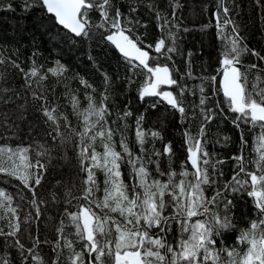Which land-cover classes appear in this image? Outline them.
Listing matches in <instances>:
<instances>
[{"label": "snow or ice", "instance_id": "snow-or-ice-1", "mask_svg": "<svg viewBox=\"0 0 264 264\" xmlns=\"http://www.w3.org/2000/svg\"><path fill=\"white\" fill-rule=\"evenodd\" d=\"M253 2L264 21V0ZM169 4L171 18L157 7L155 0H127L126 6L124 0H22L21 10L26 14L42 12L41 19L51 18L53 26L66 30L73 43L76 38L90 41L98 37L118 50L130 73L127 84L136 83L137 76L144 77L137 89L139 101L148 103L151 109L166 104L179 114L184 141L181 147L186 153L179 172L172 167L175 157L172 143L164 144L162 151L156 148L155 141H163V135L160 130L145 129L144 113L135 117L136 150L130 147L126 132L132 127L127 123L133 116L131 101L122 112L116 113L115 119L109 120L113 113L108 103L112 86L108 73H102L99 103L94 97L96 89L79 78L87 101L83 108L78 90L65 83L64 95L79 121L73 126L59 111L60 105L53 106L49 101L48 95L54 94V89L46 85L49 74L56 77V83H63L67 66L57 59L53 67L45 70L37 61L40 53L34 50L25 69L21 66L20 48L0 41V102L11 99L9 93L13 89L7 86V66H10L23 75L21 87L39 102V110L52 123L53 132L64 135L59 131L63 119V126L78 137L76 147L81 171L86 176L82 195L73 199L83 203L77 211L65 209L64 215L75 228L71 234L75 239H69L62 220L51 249L54 254L51 264H85V257L87 264H264V55L249 48L240 35V25L232 15L238 7L236 0H216L212 17L219 41L218 67L214 74L206 67L194 74L193 53L185 54L180 48V33L189 31L181 27L176 16L183 5L180 0H169ZM142 6L155 12L162 32L154 43H146L144 34L137 32L147 27L138 18ZM0 8L14 11L11 0L7 3L0 0ZM94 12L99 14V20L93 19ZM209 26L205 25L203 30ZM177 55L185 57L184 72L176 67ZM248 55L256 62L245 64L243 58ZM88 59L95 64L91 55ZM187 80L199 83L189 85ZM221 93L223 101L216 100ZM219 118L229 120L240 133L238 152L228 159L217 158L207 151L209 126ZM247 133L254 138L251 147ZM117 135L119 150L114 139ZM230 141V136L215 138L217 144ZM150 143L151 147H146ZM162 157L168 160L166 169L161 168ZM229 160L233 162L232 175L225 179L223 166ZM122 165L129 168L128 182L123 179ZM150 166H154L155 175ZM45 170L40 160L35 163L29 160L28 148L0 146V174L18 179L32 192L33 205H36L35 187L41 184ZM96 170L105 177L102 189ZM101 190L103 196L98 199L96 193ZM245 195L252 198L254 211L246 217L247 226L238 228L234 209L236 200ZM20 198L24 199L22 195ZM12 202L13 196L0 189V209L11 214L0 215V221L6 220L9 229L0 227V237L5 238V244L8 237L13 238L9 247L17 252L20 264H44L37 249L49 241L36 237L31 247L20 242L17 237L20 225ZM40 215L37 206L35 216L39 219ZM173 224L178 235L169 241ZM231 231L237 235L235 242L228 244L226 234ZM77 242L81 244L80 250L74 247ZM0 264H15L11 252H0Z\"/></svg>", "mask_w": 264, "mask_h": 264}, {"label": "trees", "instance_id": "trees-1", "mask_svg": "<svg viewBox=\"0 0 264 264\" xmlns=\"http://www.w3.org/2000/svg\"><path fill=\"white\" fill-rule=\"evenodd\" d=\"M4 2L7 3L8 0H4ZM11 2L13 3L14 11L0 8V41L8 42L9 47L15 44L16 47L20 48V59L23 61L21 66L25 69L28 68L30 63L28 57L34 50L40 53L37 61L44 65L45 70L48 67H53L57 59L67 66L68 71L65 73L66 79L63 83H56V77H52L50 74L49 80L46 82V85L50 86V89H54V94L48 95V99L53 102V106L58 103L60 105L59 111L68 117L73 126H77L79 121L73 114L69 98L64 95L65 83L72 89L78 90L77 94L83 108L87 106V101L84 99L85 89L80 84L79 78L82 77L96 89L94 97L96 102L99 103L100 93L103 91L104 77L102 73H108L112 77V86L109 89L111 95L108 103L113 113L109 117V120L115 119L116 113L122 112L125 104L131 101L130 107L133 116L128 119L127 123L132 127L126 132L130 147L136 150L134 142L135 117L140 113H144L145 129L160 130L163 135V141H155L156 148L162 151L164 144L169 141L172 143L175 151L172 167L179 172L181 163L185 160L186 156L184 148L181 147L184 141L181 135L182 125L179 123V114L169 110L166 104H160L155 109H151L148 107V103H141L139 101L137 89L144 77L137 76L135 78L136 83L128 85L126 78L130 73L127 71V65L108 43H104L98 37H94L90 41L76 38V42L73 43L70 34L59 27L53 26L51 18L42 20L41 17L44 15L42 12L32 11L30 14H26L21 10L22 0H11ZM215 2L216 0H180L183 7L179 8L176 12L181 27L189 29L187 32L182 31L180 33L182 37L180 48L185 54L189 51L193 53L191 60L194 74L201 72L205 67L209 72L214 74L215 69L218 67L219 41L216 35L215 20L212 17ZM236 3L238 7L235 8L232 15L240 25V35L245 38V42L249 48L256 49L264 55V21L260 19L261 10L257 8L253 0H236ZM126 4L127 0H124V5L126 6ZM155 4L164 14L171 18L172 8L169 0H155ZM91 15L94 20H99L98 13L94 12ZM138 18L147 25L146 28H139L137 30L138 34H144L146 43H154L162 35V32L158 28L155 12H150L147 7L142 6L140 7ZM205 25H210L207 30H203ZM89 55L94 58L95 64L88 59ZM243 59L245 64L256 62L255 58L251 55ZM174 60L180 72H184L186 69L185 57L177 55L174 56ZM177 78L179 77L177 76ZM186 82L189 85L199 83L198 80H187ZM23 84V75L18 70L7 66V86L13 89L9 93L11 99L7 103L15 106L22 105L19 108L21 118L19 119L18 117L17 123H11L14 126L15 135H19L20 132L24 134L21 137L24 141H20L22 143H19V147L30 148L31 145H35L34 153H32V150L29 153L30 155L40 154V156H36L35 158L33 155L30 161L35 163L36 160H40L46 166L41 184L35 187L36 205L30 202L34 198L32 192L24 188L18 179L5 174H0V178L12 180L19 184V186L14 185L15 188L10 190L14 193L6 190L13 198H17V200L13 201H23V208L16 202H12L11 204V207L16 208L19 225L21 223L19 220L21 219V215L25 214L23 213L24 210L30 219L26 227L23 228L20 225L17 237L26 247H31L36 237L41 241H49L48 244H41L37 251L43 257L44 264H51V260L54 259L51 249L57 239V229L60 228L62 220L65 224L64 231L66 234H69V239H75L71 235L75 232V228L70 224L68 217L64 213L66 208L69 212L77 211L79 204L83 203L82 200L73 199V197H80L82 195L84 188L83 180L86 174L81 171L80 157L76 147L78 137L63 126V119L60 120L61 127L59 131L64 135H56L53 132L52 123L47 121L46 117L39 110V102L33 100L30 92L21 87ZM88 91H91V89H88ZM189 99L195 98L189 97ZM215 99L223 101L222 94L216 96ZM4 107L11 109L4 102H0V109H4ZM14 131L11 132L13 137ZM218 136H230L231 141L228 144H217L215 143V138ZM239 136V131L233 127L229 120L223 118L214 120L208 130L210 142L207 145V151L215 154L217 158L228 159L238 152ZM41 138L49 143V147L46 149L40 146L41 144L43 145ZM114 139L117 141V150H119V135L115 136ZM246 139L249 141V146L251 147L254 139L252 133H247ZM14 145L16 144H0V146L16 148ZM146 147H151V143L146 145ZM97 150L103 151L102 148H98ZM42 152H45L44 155H49L50 153L49 156H51L52 154L54 158L50 160L51 165L48 164V159H43ZM232 164L233 162L229 160L223 166L225 179H230L232 175ZM167 167L168 160L162 157L161 168L166 169ZM150 168L155 175L154 166H150ZM189 170L191 169L189 168ZM30 171H38V169H30ZM121 171L124 174L123 179L125 182H128L129 168L122 165ZM96 178L102 189L105 179L103 172L96 170ZM0 185L3 189L4 186L1 183ZM24 192L30 194L28 199L24 197ZM69 192L71 196L67 195ZM21 195L24 199H18ZM102 196V190L96 193L98 199L102 198ZM69 200H71V203H68ZM37 206L40 208L41 219L36 223L35 210ZM93 208L98 213L100 212L94 205ZM253 211V202L246 195L243 199L236 200L234 213L239 220L238 228L247 226L246 217H250ZM0 215L9 216L11 214L6 210L0 209ZM24 217L26 218V215ZM0 227H3L5 231L9 230L6 220L0 221ZM172 227L173 231L168 237L169 241H173V238L178 235L176 225L173 224ZM23 233L24 235L21 238L20 234ZM236 235V231L227 233L226 243H234ZM7 240L8 244H5V238L0 237V252H11L15 264H20L17 252L9 247L13 243V238L8 237ZM74 247L76 250H80L81 244L77 242L74 244ZM64 254L65 256L67 255V249H64ZM87 260L88 257H85V264H87ZM105 260H107V257H105Z\"/></svg>", "mask_w": 264, "mask_h": 264}, {"label": "rangeland", "instance_id": "rangeland-1", "mask_svg": "<svg viewBox=\"0 0 264 264\" xmlns=\"http://www.w3.org/2000/svg\"><path fill=\"white\" fill-rule=\"evenodd\" d=\"M44 30H45V27H44ZM5 105L10 107L11 109H8L7 107H4V109L3 108L0 109V142H1L0 144L7 143V144L12 145V143H13V144H16V145H14V147H17V146H19V143H22L20 141H24L23 139H21L22 135H24V134H22L23 132H20L19 135H15L16 132L13 130L14 126H12L11 123L12 122H16L17 123L18 117H19V119L21 118L20 115H19V112H20L19 108H21L22 105L15 106V105L8 104V103H5ZM13 131H14V137H13V134L11 133ZM12 138H13V141H12ZM41 140H43V145L42 144L40 145L42 148L46 149L47 147H49V143L45 139L41 138ZM33 143H35V141H33ZM34 146L35 145H31L30 148H28L29 160L32 159L33 155L35 156V158H36V156H38V157L40 156V154L39 155H37V154L30 155V153H29L30 150H32V153H34L33 152ZM44 153L42 152L43 159L44 160L48 159L47 160L49 162L48 164L51 165V161L50 160H53L54 157L52 156V154H51V156H49L50 153H49V155H47V154L44 155ZM43 159H42V161H44ZM0 183L4 186L3 189L7 190L8 192L15 188L14 185L19 186V184H17L16 182H13L12 180L4 179V178H0ZM0 189H2V187H0ZM10 192H12V191H10ZM12 193H14V192H12ZM23 195L27 199L30 197V194L28 192H24ZM18 199H21V198H18ZM13 200H17V198H13ZM13 202L18 203L19 206L21 208H23V205H22L23 201H19V202L18 201H13ZM27 212H29V211H27ZM23 213H25V214L21 215V219H19V220L21 222L20 225L24 228V227H26L28 225L30 219H29L28 214L25 212V210H24ZM25 215H26V218L24 217ZM35 218H36V216H35ZM40 219H41V216L39 217V219L36 218V223L39 222ZM23 235H24V233L20 234L21 238L23 237Z\"/></svg>", "mask_w": 264, "mask_h": 264}, {"label": "water", "instance_id": "water-1", "mask_svg": "<svg viewBox=\"0 0 264 264\" xmlns=\"http://www.w3.org/2000/svg\"><path fill=\"white\" fill-rule=\"evenodd\" d=\"M60 29H62V30H64L62 27H59ZM65 32H67L66 30H64ZM69 34V33H68ZM109 44V43H108ZM115 51H116V53L121 57V54L118 52V50H116L115 48H114V46H112L111 44H109ZM222 94V93H221ZM223 96V95H222Z\"/></svg>", "mask_w": 264, "mask_h": 264}, {"label": "flooded vegetation", "instance_id": "flooded-vegetation-1", "mask_svg": "<svg viewBox=\"0 0 264 264\" xmlns=\"http://www.w3.org/2000/svg\"><path fill=\"white\" fill-rule=\"evenodd\" d=\"M250 198V197H249ZM252 200V198H250Z\"/></svg>", "mask_w": 264, "mask_h": 264}]
</instances>
